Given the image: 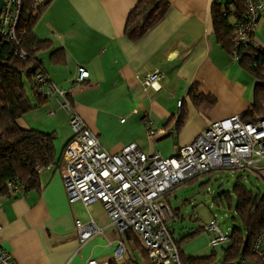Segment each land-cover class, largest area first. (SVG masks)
Masks as SVG:
<instances>
[{"label": "crops", "instance_id": "obj_1", "mask_svg": "<svg viewBox=\"0 0 264 264\" xmlns=\"http://www.w3.org/2000/svg\"><path fill=\"white\" fill-rule=\"evenodd\" d=\"M139 1L52 0L34 28L39 40L51 42L38 58L106 152L116 154L135 143L145 154L170 158L210 123L247 116L256 82L216 39L212 9L229 0H165L169 9L163 19L132 42L125 28ZM253 40L264 50V17ZM57 50L62 54L53 59ZM79 67L88 72L81 83L76 81ZM155 72L161 80L144 89L141 80ZM192 89L201 97L191 98ZM28 97L35 108L17 125L54 133L55 158L39 173L38 188L0 198V246L16 264H149L138 239L120 235L101 203H69L60 176L73 136L69 117L56 97L40 100L31 92ZM142 123L151 124L152 137ZM256 175L264 183V171ZM174 196L167 201L179 214ZM78 221L93 222L101 234L82 244L75 231ZM168 226L175 238L171 222ZM119 243L124 250L116 260Z\"/></svg>", "mask_w": 264, "mask_h": 264}, {"label": "built area", "instance_id": "obj_2", "mask_svg": "<svg viewBox=\"0 0 264 264\" xmlns=\"http://www.w3.org/2000/svg\"><path fill=\"white\" fill-rule=\"evenodd\" d=\"M0 13V42L19 45L20 23L26 6L25 0H3ZM45 0H33L31 9L38 12ZM246 16L233 24L235 50L245 51L254 44V33L264 17V0H244ZM21 60H27L23 52ZM235 56L233 61L237 62ZM88 78V72L77 69L78 83ZM162 75H147L141 83L144 89L153 88ZM38 94L44 99L56 97L61 109L69 117L72 139L64 149L65 164L60 171L69 203L80 202L85 207L101 203L111 226L124 236L132 233L146 252L149 264H181L178 248L169 231L173 211L166 201L177 186L213 171L243 170L260 174L264 171V106L262 115L246 120L238 115L210 123L189 145L179 149L170 158L159 154H145L135 143L109 154L74 112L64 91L52 83L49 76L39 70L35 77ZM122 123L124 120L121 121ZM151 124L146 123L147 129ZM152 137L155 133L148 129ZM41 167L37 168L40 173ZM9 186H14L9 183ZM15 193L19 190H14ZM75 231L84 244L101 230L93 223L76 222ZM204 231L210 237L209 245L215 248L228 242L212 221ZM123 247L119 243L114 257L120 259ZM252 254L264 264V230L255 237ZM0 264H16L11 255L0 246ZM87 264H98L88 261ZM108 264V263H102Z\"/></svg>", "mask_w": 264, "mask_h": 264}, {"label": "trees", "instance_id": "obj_3", "mask_svg": "<svg viewBox=\"0 0 264 264\" xmlns=\"http://www.w3.org/2000/svg\"><path fill=\"white\" fill-rule=\"evenodd\" d=\"M51 1L45 0L39 11L34 12L31 9L33 0H25L26 6L20 23L19 45L0 42V198L13 195L16 189L19 190L18 192H26L38 188L37 168L48 167L55 158L56 136L54 133H43L34 129L25 130L17 125L18 119L35 108L28 97V92L40 100L44 99L38 94L35 77L39 70L46 73L38 56L50 50L51 42L39 40L34 28ZM168 9L169 4L165 0H140L128 17L125 28L127 39L136 42L143 38L163 19ZM246 12L244 0H229L224 6L215 5L212 9L217 41L231 59L233 60L236 56L240 66L255 79L253 110L244 116L252 119L253 115L263 114L264 50L259 47H250L245 51L235 50L232 26L242 20ZM21 52L27 55V60H21L19 57ZM61 54L62 51L57 50L51 55L54 59ZM190 96L198 97L199 93L196 89H192ZM182 122L183 120H180L179 125ZM9 183H13L14 186H9ZM232 191L235 197L234 210L240 226L234 227L228 236L222 259L217 260L216 247L204 256L184 254L180 243L197 234V232H191L178 239L172 237L178 248L181 264H247L249 261L259 264L252 254L251 247L257 234L264 230V192L245 186L242 176L238 177ZM230 195V192H223L220 195V201L225 200L231 208ZM177 217L178 214L173 212L171 221ZM204 228L205 226L203 230Z\"/></svg>", "mask_w": 264, "mask_h": 264}, {"label": "rangeland", "instance_id": "obj_4", "mask_svg": "<svg viewBox=\"0 0 264 264\" xmlns=\"http://www.w3.org/2000/svg\"><path fill=\"white\" fill-rule=\"evenodd\" d=\"M146 129L145 123H142ZM242 176L245 186L259 189L264 192V183L256 174L242 170H221L202 175L192 182L181 184L173 193L175 206L179 205L178 218L171 221L175 230V238L197 232L193 237L180 243L181 249L187 256H204L211 251L209 245L210 235L203 231V227L212 221L221 232L227 236L234 227H239L240 222L234 210L235 197L233 186L238 177ZM223 192H230L232 207L228 202L220 201ZM217 200V202H215ZM224 246H217L216 258L220 261L223 257ZM247 264H255L250 262Z\"/></svg>", "mask_w": 264, "mask_h": 264}, {"label": "water", "instance_id": "obj_5", "mask_svg": "<svg viewBox=\"0 0 264 264\" xmlns=\"http://www.w3.org/2000/svg\"><path fill=\"white\" fill-rule=\"evenodd\" d=\"M3 6H4V1L0 0V13H1V10H2Z\"/></svg>", "mask_w": 264, "mask_h": 264}]
</instances>
